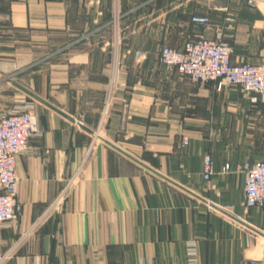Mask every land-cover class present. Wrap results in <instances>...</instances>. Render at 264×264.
Wrapping results in <instances>:
<instances>
[{
  "label": "crops",
  "instance_id": "obj_1",
  "mask_svg": "<svg viewBox=\"0 0 264 264\" xmlns=\"http://www.w3.org/2000/svg\"><path fill=\"white\" fill-rule=\"evenodd\" d=\"M218 27L234 62L264 56V3L0 0V113L32 101L40 128L18 156L1 264L264 261V206L244 205L236 169L264 159V96L158 58Z\"/></svg>",
  "mask_w": 264,
  "mask_h": 264
},
{
  "label": "built area",
  "instance_id": "obj_2",
  "mask_svg": "<svg viewBox=\"0 0 264 264\" xmlns=\"http://www.w3.org/2000/svg\"><path fill=\"white\" fill-rule=\"evenodd\" d=\"M247 1L254 5L264 3V0ZM191 20L199 24L211 23L207 15L195 14ZM231 55L232 47L223 29L218 27L213 37L188 39L182 49L168 44L161 46L158 58L162 64L176 67L194 82L215 81L220 90L225 85L238 86L252 104H257L264 96V56L258 62H234ZM39 132L38 115L32 101L0 113V228L7 226L20 211L17 160L21 152L29 150L31 139ZM189 140L188 135H183L181 145H187ZM203 165V177L209 180L215 173L214 161L209 154L204 156ZM225 167L229 169L230 164ZM236 169L245 174L244 205L264 206V159L244 160ZM68 189L69 186L63 188L59 199ZM191 255V260H195L193 251ZM6 257L0 251V264ZM244 264H264V261L251 258Z\"/></svg>",
  "mask_w": 264,
  "mask_h": 264
},
{
  "label": "water",
  "instance_id": "obj_3",
  "mask_svg": "<svg viewBox=\"0 0 264 264\" xmlns=\"http://www.w3.org/2000/svg\"><path fill=\"white\" fill-rule=\"evenodd\" d=\"M38 98V97H37ZM39 99V98H38ZM40 100H42V99H40ZM42 101H44V100H42ZM45 102V101H44ZM46 103V102H45ZM81 125H82V123H80ZM82 126H84V125H82Z\"/></svg>",
  "mask_w": 264,
  "mask_h": 264
},
{
  "label": "rangeland",
  "instance_id": "obj_4",
  "mask_svg": "<svg viewBox=\"0 0 264 264\" xmlns=\"http://www.w3.org/2000/svg\"><path fill=\"white\" fill-rule=\"evenodd\" d=\"M238 87V86H237Z\"/></svg>",
  "mask_w": 264,
  "mask_h": 264
}]
</instances>
